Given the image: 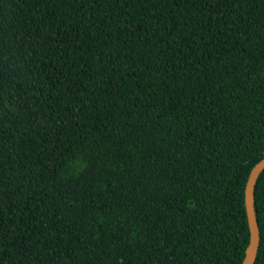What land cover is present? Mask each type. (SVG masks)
I'll use <instances>...</instances> for the list:
<instances>
[{
  "label": "trees",
  "instance_id": "16d2710c",
  "mask_svg": "<svg viewBox=\"0 0 264 264\" xmlns=\"http://www.w3.org/2000/svg\"><path fill=\"white\" fill-rule=\"evenodd\" d=\"M263 157L264 0H0V264H241Z\"/></svg>",
  "mask_w": 264,
  "mask_h": 264
},
{
  "label": "water",
  "instance_id": "95a60500",
  "mask_svg": "<svg viewBox=\"0 0 264 264\" xmlns=\"http://www.w3.org/2000/svg\"><path fill=\"white\" fill-rule=\"evenodd\" d=\"M263 168L264 157L251 168L245 185V211L249 228V241L241 264H253L256 257L259 233L254 210V186L256 179Z\"/></svg>",
  "mask_w": 264,
  "mask_h": 264
},
{
  "label": "clouds",
  "instance_id": "9594fccd",
  "mask_svg": "<svg viewBox=\"0 0 264 264\" xmlns=\"http://www.w3.org/2000/svg\"><path fill=\"white\" fill-rule=\"evenodd\" d=\"M76 166H79V161L76 162Z\"/></svg>",
  "mask_w": 264,
  "mask_h": 264
}]
</instances>
